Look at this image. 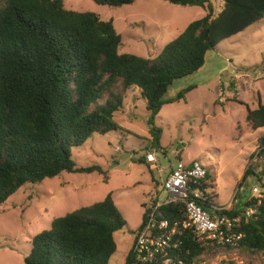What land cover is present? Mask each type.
Listing matches in <instances>:
<instances>
[{"label":"trees","instance_id":"1","mask_svg":"<svg viewBox=\"0 0 264 264\" xmlns=\"http://www.w3.org/2000/svg\"><path fill=\"white\" fill-rule=\"evenodd\" d=\"M96 5L121 7L135 0H91ZM181 7H200L205 15L189 23L152 59L120 53L122 38L111 20L91 12L65 8L64 0H0V205L20 188L53 179L61 173H97L107 180L100 166L77 168L71 149L92 135L120 129L114 115L124 108L127 93L139 90L145 101L153 145L160 128L153 121L166 104L183 99L190 86L166 100L177 80L197 73L209 52L223 40L254 23L264 21V0H161ZM252 130L264 127V104L247 109ZM255 157L264 159V139ZM146 164L143 158L135 160ZM249 175L258 185L264 176ZM205 180L213 185L206 172ZM108 181V180H107ZM106 183V182H105ZM155 186L157 184L155 183ZM257 205L252 197L215 212L239 216L242 239L234 246H220L234 258L221 264H252V256L264 264V187ZM214 198V195H213ZM207 209V207H204ZM253 215H248V210ZM169 219H182V212L164 208ZM243 214V215H242ZM127 226L110 194L101 201L54 218L48 230L31 239L23 264H108L116 251L114 234ZM183 264H196L216 248L206 247L192 232L182 238ZM128 259V254L125 262Z\"/></svg>","mask_w":264,"mask_h":264},{"label":"rangeland","instance_id":"2","mask_svg":"<svg viewBox=\"0 0 264 264\" xmlns=\"http://www.w3.org/2000/svg\"><path fill=\"white\" fill-rule=\"evenodd\" d=\"M214 3L219 8L222 2ZM64 6L111 20L122 38L120 53L149 59L189 23L205 15L200 7L174 6L161 0H135L121 7L64 0ZM190 86L194 88L183 99L164 105L155 117L153 125L161 130L158 145L152 144L145 101L134 89L127 93L123 110L114 115L119 130L94 134L84 145L71 149L77 168L100 166L106 171V183L97 173L63 172L25 185L0 205V264H23L32 237L48 230L54 218L101 201L108 194L127 223L113 236L116 251L108 264H124L134 231L142 222L143 204L155 192L159 199L165 198L163 170L178 160L198 162L213 178L212 201L220 209L255 197L256 178L243 177L249 165L264 176V159H249L264 139V127L252 130L246 113L264 104V21L220 42L197 73L173 83L165 99L175 98ZM147 155H152L154 162H135L139 158L146 162ZM227 257L234 255L217 248L196 264H221ZM244 259L259 264L255 257Z\"/></svg>","mask_w":264,"mask_h":264},{"label":"built area","instance_id":"3","mask_svg":"<svg viewBox=\"0 0 264 264\" xmlns=\"http://www.w3.org/2000/svg\"><path fill=\"white\" fill-rule=\"evenodd\" d=\"M147 158L148 164L154 162L152 155H147ZM163 171L166 174L161 188L165 198L159 199V192H155L146 199L142 207V222L134 232V241L124 264H183L182 238L186 232H192L204 246L216 249L234 246L242 239V233L238 231L241 224L239 216L214 213L228 208L220 209L213 204V185L205 180L206 171L198 162L178 160ZM262 187L264 179L257 187V205L263 199ZM168 207L182 212L184 218H167L164 208ZM247 214L253 215V210H248Z\"/></svg>","mask_w":264,"mask_h":264},{"label":"crops","instance_id":"4","mask_svg":"<svg viewBox=\"0 0 264 264\" xmlns=\"http://www.w3.org/2000/svg\"><path fill=\"white\" fill-rule=\"evenodd\" d=\"M146 164L149 165V164L147 163V161H146ZM137 229H138V228H137ZM137 229H136V230H137ZM136 230H135V231H136ZM135 231H134V232H135Z\"/></svg>","mask_w":264,"mask_h":264}]
</instances>
